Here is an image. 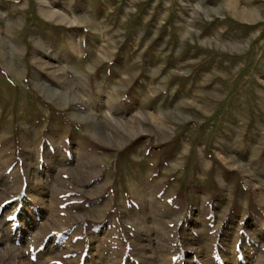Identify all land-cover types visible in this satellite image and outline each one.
<instances>
[{
	"label": "rangeland",
	"instance_id": "374dc122",
	"mask_svg": "<svg viewBox=\"0 0 264 264\" xmlns=\"http://www.w3.org/2000/svg\"><path fill=\"white\" fill-rule=\"evenodd\" d=\"M0 264H264V0H0Z\"/></svg>",
	"mask_w": 264,
	"mask_h": 264
}]
</instances>
